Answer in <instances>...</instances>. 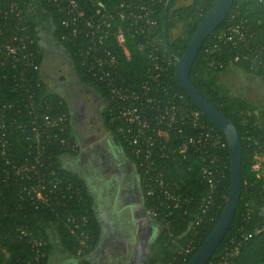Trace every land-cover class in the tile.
Instances as JSON below:
<instances>
[{
	"label": "trees",
	"instance_id": "trees-1",
	"mask_svg": "<svg viewBox=\"0 0 264 264\" xmlns=\"http://www.w3.org/2000/svg\"><path fill=\"white\" fill-rule=\"evenodd\" d=\"M99 1L104 2L112 10L120 2V0ZM170 1L165 15L167 42L172 56L178 58L186 48L199 20L215 0H190L185 6H176L177 0ZM166 2L167 0H156L152 15L157 22L156 32L160 42V53L165 58L168 54L163 38L162 11ZM20 14L21 19L18 20L7 6H4V1L0 0V22L4 21L2 30L7 28L9 33H12L15 26L22 28L19 33L28 35L32 40L29 45L35 51L38 64L35 72L30 71L33 72V80L29 88L32 92V102L30 107H26V94L21 85L22 81L17 77L20 62L0 52V115L3 116L0 122L5 124L4 128L0 127V247L4 248L8 254L5 257L3 254L0 255V264H55L58 259L66 256L69 259L65 260L64 264H90L89 253L98 241L100 226L94 215L92 196L83 178L62 162L64 158H74L78 150L65 148L60 139L73 141L76 140V136L72 129L68 103L59 93L51 92L41 76V63L45 56L44 47L41 44L42 30L49 32L53 42L64 51L76 80L93 90L103 100L105 107L102 115L105 126L117 138L120 149L137 167L141 175L142 187L144 174L134 158L131 147L114 131L109 122L113 105L107 89L102 82L92 77L86 65L82 63V58L75 53L78 50H85L89 44L88 41L78 38L74 44L73 41L63 40L62 36L67 29L61 23L62 14L43 0H20ZM111 22L110 33L113 35L117 31H122L130 53V60H126L120 48L112 42L113 38L108 39L110 47L119 56V72L135 85L137 79L144 76L151 61L136 48L140 36L132 27L125 21H121L117 15ZM231 25L247 27L251 38L249 47L264 46V0H233L228 15L206 38L189 70L190 83L232 121L242 143L241 192L238 205L228 231L208 263L220 259L226 251L241 240L243 234H252L240 245L234 262L235 264H261L264 263V229L258 233L254 232L264 226V175L258 177L251 170L255 162L254 155L259 148L247 137L251 136L260 142L264 141V131L258 127L259 122H264V106L257 110L255 106L241 98L229 97L218 81L217 75L229 65H234L259 77L264 82V67L256 66L250 69L249 65L242 62L230 63L237 52L244 50L242 44L232 45L219 40L218 48H212L218 35ZM175 28L177 32L172 35L171 31ZM166 83L170 88L182 93L188 104L198 110L187 94L177 87L174 80V64L168 68ZM29 111L38 114L47 113L52 117L61 116L64 121L62 132L54 131L48 138L45 135L41 136V141L47 145L43 152V166L54 170L62 180L59 190L64 193V197L51 198L47 204L38 203L37 206L27 201L25 193L19 187L21 184L19 179H15L12 175L4 179L1 177L4 170L9 169L5 158H9L12 163L20 164L28 151L33 150V146H29L27 133L21 131L15 123V121L26 123L31 116ZM202 119L222 135L203 114ZM174 135L175 132L171 131L170 138ZM222 139L224 147L217 151L219 169L222 173L220 176L214 174V187L210 192L208 204L205 201L209 186L201 178L200 168L204 161L200 156L196 155L188 159L168 156L157 160V168L164 173L171 189L186 201L179 208L171 209L170 214H166L164 219L155 218L162 226V230L156 244L158 252L152 256L151 264H185L218 219L227 198L230 179L229 151L223 135ZM67 184L70 188H67ZM151 204L152 201L145 196V206L148 207ZM68 217H86L85 225H80L74 233H71ZM18 227L24 228L28 234L19 235ZM82 233L85 237L81 236ZM32 238L40 240L42 245L38 248L32 246ZM83 238L86 246L80 244ZM189 243L194 246L192 252L187 255L181 254V248ZM79 249L83 252L78 254ZM36 252L41 253L37 258Z\"/></svg>",
	"mask_w": 264,
	"mask_h": 264
},
{
	"label": "built area",
	"instance_id": "built-area-1",
	"mask_svg": "<svg viewBox=\"0 0 264 264\" xmlns=\"http://www.w3.org/2000/svg\"><path fill=\"white\" fill-rule=\"evenodd\" d=\"M4 6L12 12L17 19H21L20 0H3ZM46 4L55 7L62 14L61 23L67 29L62 39L67 42L80 38L88 41L85 50L75 53L82 58L87 71L93 78L102 82L112 101V115L109 122L112 128L131 147L134 158L144 174L143 189L145 196L152 201L146 207V213L154 218L164 219L171 209L179 208L186 199L171 189L164 173L157 168V160L164 157H181L188 159L200 156L204 164L200 168L201 178L208 184L207 199L209 203L210 192L214 187V174L220 176L218 152L224 147L222 135L202 119V113L193 109L185 96L170 88L166 83L167 71L174 64L175 57L161 56L160 42L156 32L157 22L153 18V5L156 0H120L115 9H109L99 0H43ZM117 15L139 34L140 40L136 48L144 54L151 64L147 67L143 77L132 84L128 77L119 72V56L110 47V37L117 48L130 60V53L126 45V37L122 31L110 33L109 28L113 17ZM124 23V22H123ZM4 21L0 22V52L20 62V71L17 77L26 94V107L31 106L32 92L29 91L32 73L38 68L35 51L30 47L32 40L28 35L19 33L22 28L15 26L12 33L8 29L2 30ZM250 36L247 27L231 25L218 35L212 48L216 49L219 40L232 45L242 44L244 50L237 52L230 60L231 64L242 62L252 69L256 66L264 67V46L251 48ZM107 40V41H106ZM28 42V43H26ZM109 42V43H108ZM221 66V64H219ZM13 67V65H12ZM30 71H33L32 73ZM29 75H27V73ZM18 100V99H16ZM31 109V108H30ZM29 120L26 123L17 122L16 126L27 133L29 150L20 164L12 163L5 158L8 170H4L3 179L12 175L19 179L20 189L25 193L31 205L47 204L51 198L60 199L64 193L59 190L62 180L55 173L43 166V152L47 145L41 141V136H50L52 132H62L63 118L52 117L47 113L29 111ZM3 116L0 115V121ZM0 127L5 124L0 122ZM171 131L175 132L170 138ZM253 144H257L258 152L254 155L255 162L251 170L256 176L264 175V141L260 142L251 136L247 137ZM76 140L69 141L61 138L60 142L69 150H78ZM11 171V172H10ZM222 175V174H221ZM25 182V183H23ZM67 188L70 185L67 184ZM69 230L74 233L80 225H85L86 217H68ZM167 224V221L165 220ZM264 226L255 230L258 233ZM19 235L28 234L22 227L17 228ZM252 234H243L241 240L216 262L207 264H235L234 258L239 247L248 240ZM81 236L85 235L82 233ZM32 246L40 247L42 242L36 238L31 239ZM80 244L86 246L84 238ZM194 246L189 243L182 247L180 253L187 255ZM83 252L79 249L78 254ZM36 258L41 253L36 252ZM7 256L4 248L0 247V255Z\"/></svg>",
	"mask_w": 264,
	"mask_h": 264
},
{
	"label": "crops",
	"instance_id": "crops-1",
	"mask_svg": "<svg viewBox=\"0 0 264 264\" xmlns=\"http://www.w3.org/2000/svg\"><path fill=\"white\" fill-rule=\"evenodd\" d=\"M227 69L237 75L239 85L235 76L229 79L223 76ZM219 75L225 78V81H221L224 91L233 88V85L235 88L239 87L237 91H225L229 97L241 98L257 110L264 106V82L259 77L234 65H229ZM258 127L264 131V122H259ZM95 137L97 138L93 135L91 140ZM109 144L113 147L115 144L119 145L111 131ZM94 153L95 146L86 145L85 149L78 150L74 158H64L62 162L80 175L77 169L82 167V162L93 161ZM117 156L116 154V159L120 160ZM123 166L128 171L121 177H117L114 172L106 176L102 171L89 181L80 175L92 196L94 215L100 226L98 241L89 253L90 264H151L152 256L158 252L156 244L162 226L146 213L145 195L138 169L127 163ZM68 259L67 256L62 257L55 264H64Z\"/></svg>",
	"mask_w": 264,
	"mask_h": 264
},
{
	"label": "water",
	"instance_id": "water-1",
	"mask_svg": "<svg viewBox=\"0 0 264 264\" xmlns=\"http://www.w3.org/2000/svg\"><path fill=\"white\" fill-rule=\"evenodd\" d=\"M170 2V0H167L163 8L162 21L166 52L168 56L172 57L167 42L165 16ZM232 3L233 0H215L199 20L182 54L174 59V80L177 87L187 94L203 116L222 133L227 143L230 158L229 188L224 207L206 238L185 264H207L230 227L241 192L242 143L238 131L232 121L204 98L189 81V70L196 54L206 38L224 21Z\"/></svg>",
	"mask_w": 264,
	"mask_h": 264
},
{
	"label": "rangeland",
	"instance_id": "rangeland-1",
	"mask_svg": "<svg viewBox=\"0 0 264 264\" xmlns=\"http://www.w3.org/2000/svg\"><path fill=\"white\" fill-rule=\"evenodd\" d=\"M190 2V0H177L176 6H185ZM177 28L171 31L172 35H175ZM41 44L43 45L45 56L41 63V76L42 79L47 83L51 92L59 93L62 98L68 103L70 108V114L72 119V129L76 136V144L78 145V150L85 149L86 145L95 146V144H100L102 140L107 138L109 140V129L101 125L97 126L100 131L95 130V126L91 127L88 124V118H86L83 130L77 124V113H80V106L84 105L85 109H93L92 107V97L89 94L87 86L80 84L74 77L67 56H65L61 51H59L58 46L53 42L49 36V32L42 30ZM231 69H227L226 73L223 74L224 77L230 78L235 76L238 85L240 84L237 75ZM222 75H217L218 81L222 84L225 78ZM222 81V82H221ZM230 82V81H229ZM233 85V83H232ZM239 87L226 89L227 91H237ZM103 105V103H102ZM87 111V113H88ZM93 130V131H92ZM96 133L97 138L91 140V134ZM117 139V138H116ZM90 140V141H89ZM88 142V143H87ZM87 143V144H86ZM119 146V145H118ZM114 151V148H113ZM115 152V151H114ZM107 156L111 157L110 153ZM264 264V263H261Z\"/></svg>",
	"mask_w": 264,
	"mask_h": 264
},
{
	"label": "flooded vegetation",
	"instance_id": "flooded-vegetation-1",
	"mask_svg": "<svg viewBox=\"0 0 264 264\" xmlns=\"http://www.w3.org/2000/svg\"><path fill=\"white\" fill-rule=\"evenodd\" d=\"M59 51H61L66 56L62 49H59ZM88 91L90 96L92 97L93 109L91 108L88 111V109H85L84 105H81L79 109L80 113H77V124L78 126H80V129L83 130L84 122L86 118H88V124L91 127L96 125L95 130L100 131V128L97 126V124L100 123L105 127L102 115L105 105L103 103V100L93 90L88 89ZM93 135L96 136V133L91 134V137ZM115 146H111L107 138L102 140L100 144H95V156L93 158V161L89 163L82 162V167H79V169H77V172L82 175L83 178L90 181L99 176L102 171H104L106 176L111 172H114L117 177H121L123 173H126L128 171L127 168H124L123 166L126 165V163L129 166H133V168H135L136 166L127 156L124 155L125 153L120 149V146ZM113 148L115 152L113 151ZM116 148H118L120 151L116 150ZM107 152L108 155L110 153L111 157L107 156ZM116 154L118 155L117 157H119L120 160L116 159Z\"/></svg>",
	"mask_w": 264,
	"mask_h": 264
}]
</instances>
